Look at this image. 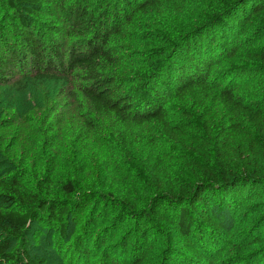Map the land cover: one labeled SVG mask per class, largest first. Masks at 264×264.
<instances>
[{
    "label": "rangeland",
    "instance_id": "374dc122",
    "mask_svg": "<svg viewBox=\"0 0 264 264\" xmlns=\"http://www.w3.org/2000/svg\"><path fill=\"white\" fill-rule=\"evenodd\" d=\"M130 1L44 0L39 26L44 27L50 21L57 32L52 33L46 27L47 31L42 28L43 33L66 50L80 45L84 37L70 30L64 19L70 5L82 4L96 16L102 9L108 8L110 13L115 9L117 13L107 16L108 22H114L115 14L118 15L120 18L115 24L122 26V34L113 35L108 47L114 49L119 67L117 70L108 67L107 73H117L128 80L138 77L139 71L156 59L153 55L158 50L166 49V56L171 55L170 49L181 45L184 35L207 24L221 28L242 20L245 2L189 0L181 14L163 18L139 15L122 24ZM17 18L7 0H0V43L11 42L9 33L17 27ZM239 33L238 54L217 65L210 80L223 85L231 83L244 101L264 106V63L247 57V53L264 48V14L252 18ZM246 69L252 71L249 78L241 76ZM81 82L75 77L74 81L63 83L41 109L39 104L31 103L26 115L6 107L10 113L7 120L12 125L0 129V150L7 161L5 171H12L33 192L50 175L52 195L68 208L63 238L57 224H38L37 231L31 229L13 242L12 254L17 255L26 247L33 258L49 264H197L181 247L169 216L159 222L150 218L149 212L157 206L162 211L170 209L171 204L165 199L167 183L188 186L191 191L206 182L196 162L210 167L216 165L211 161L202 162L174 144L155 124L134 127L129 133L135 140L125 145L107 119L90 111L77 90ZM138 85L126 83L129 88ZM46 94L44 90L43 96ZM186 111L191 115L190 121L198 124L197 115L189 107ZM240 123V142L245 144L244 133H247L264 150V140L255 134L247 120L242 118ZM217 126V123L213 126V135ZM142 138L152 143L153 161L161 172V184L151 178L152 165L146 160ZM256 162L264 171V153L252 158V163ZM231 165L235 166H230L232 176L239 179L245 166L238 160ZM69 182L74 192L65 197L62 190ZM143 224L147 226L140 233ZM201 231L205 240L200 237L199 241L208 250L211 264H264V194L236 208L224 231L213 234L202 227L194 229L196 233ZM81 242H85L89 256L82 254Z\"/></svg>",
    "mask_w": 264,
    "mask_h": 264
},
{
    "label": "trees",
    "instance_id": "16d2710c",
    "mask_svg": "<svg viewBox=\"0 0 264 264\" xmlns=\"http://www.w3.org/2000/svg\"><path fill=\"white\" fill-rule=\"evenodd\" d=\"M188 1L131 0L125 9L130 17L127 18V14L121 23L126 24L139 15L155 18L178 15L188 6ZM7 2L18 15V25L9 33L11 42L0 43V129L12 125L7 120L10 113L6 107L11 106L12 111L24 115L30 111L31 103L39 104L41 109L49 96L75 77L82 81L77 84V90L90 111L107 119L125 145L134 142L129 133L134 127L155 124L174 144L196 155L200 161L216 165L210 167L196 162L206 182L191 191L188 186L167 183L165 199L171 204L170 209L162 211L157 206L149 212L150 218L159 222L169 216L168 221L186 253L197 264H211L208 250L199 241L200 237L205 240V236L194 229L202 227L218 234L226 229L236 208L264 194V171L257 162L252 163V158H257L264 150L247 133H244L246 146L240 142L242 118L264 140V106L244 101L231 83L223 85L210 80L217 65L224 59L236 57L239 32L252 18L264 14V0H245L243 19L232 26L226 24L220 28L207 24L184 35L181 45L170 49L171 55L166 56V49L158 50L153 55L156 59L139 71L138 77L135 75L128 80L117 73H107L108 67L115 70L119 67L114 49L108 47L113 35L122 34V26L115 24L120 18L118 15L115 14L114 22H108L107 16L117 13L115 9L111 13L108 8L102 9L96 16L82 4L70 5L64 19L70 30L84 37L80 45L64 50L59 42L43 33L42 28L47 31L46 27L52 33L57 32L50 21L44 27L39 26L44 0ZM247 57L264 63V48L247 53ZM242 72L241 76L251 77L250 69ZM127 81L140 86L129 88ZM4 87L6 90L2 91ZM44 90L47 91L45 97ZM188 107L197 115L198 124L190 121ZM215 123L218 128L213 135ZM141 142L146 160L152 165L151 178L161 184V172L153 161L152 143L147 138H142ZM237 160L245 166L239 179L230 172V166L235 167L231 164ZM6 166L0 150V264H49L33 258L26 247L17 255L12 254L13 242L31 229L37 231L38 224L42 223L57 224L63 238L68 208L52 195L50 175L47 174L33 192L16 174L5 171ZM73 192L70 182L63 187L65 197ZM146 226L143 224L139 232ZM79 248L84 256H89L85 242L79 243Z\"/></svg>",
    "mask_w": 264,
    "mask_h": 264
}]
</instances>
